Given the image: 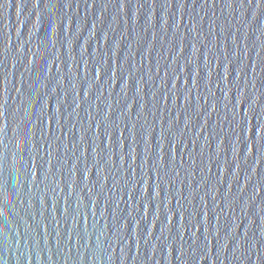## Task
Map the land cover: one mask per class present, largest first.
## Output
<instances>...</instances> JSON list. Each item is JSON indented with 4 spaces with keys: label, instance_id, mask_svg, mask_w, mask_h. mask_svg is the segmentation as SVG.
I'll return each mask as SVG.
<instances>
[{
    "label": "water",
    "instance_id": "1",
    "mask_svg": "<svg viewBox=\"0 0 264 264\" xmlns=\"http://www.w3.org/2000/svg\"><path fill=\"white\" fill-rule=\"evenodd\" d=\"M0 264H264V0H0Z\"/></svg>",
    "mask_w": 264,
    "mask_h": 264
},
{
    "label": "snow or ice",
    "instance_id": "2",
    "mask_svg": "<svg viewBox=\"0 0 264 264\" xmlns=\"http://www.w3.org/2000/svg\"><path fill=\"white\" fill-rule=\"evenodd\" d=\"M0 117H3V111H2V106H0ZM3 131V128L0 127V132Z\"/></svg>",
    "mask_w": 264,
    "mask_h": 264
}]
</instances>
